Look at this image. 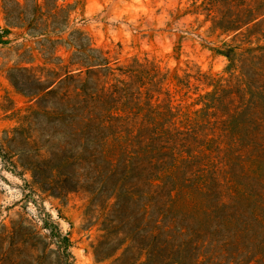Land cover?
<instances>
[{"label":"rangeland","instance_id":"obj_1","mask_svg":"<svg viewBox=\"0 0 264 264\" xmlns=\"http://www.w3.org/2000/svg\"><path fill=\"white\" fill-rule=\"evenodd\" d=\"M0 17V264H61L50 224L66 264H115L127 243L106 258L105 228L144 204L206 264H264V0H0ZM34 77L57 94L30 95ZM80 100L82 133L34 114ZM59 151L82 156L53 197L31 166Z\"/></svg>","mask_w":264,"mask_h":264},{"label":"trees","instance_id":"obj_2","mask_svg":"<svg viewBox=\"0 0 264 264\" xmlns=\"http://www.w3.org/2000/svg\"><path fill=\"white\" fill-rule=\"evenodd\" d=\"M92 57L97 59L94 56ZM94 66H96V64L85 62L84 65H81V67L85 69L84 71L80 70L74 74L70 72L66 74L64 82H76V85H74L72 89L73 100L77 101L81 97V94L77 92V89H83L85 84H87L91 78L94 80L96 79L97 71H94ZM82 75L84 76L82 77ZM31 80V82L36 85V90L35 92H31L30 95L42 93V98H49L57 94V89L55 88L56 81L45 85V83L40 82L38 78L34 77V79ZM12 83L19 92L23 94L26 93L24 90L18 89L14 81H12ZM82 102L83 100H80V103H68L59 111L56 109L52 111L46 106L39 105V110L34 112V114L36 116L44 115L48 118H62L65 116L82 118V120H86L87 123L73 121L72 123H68V127L71 129V134L82 133L89 127V122H93L89 116L95 115V112H97L96 106H92L91 109L89 106L81 105ZM94 125H97L95 121ZM48 156V159L37 162L31 166L33 171V183L38 185L42 191L48 192L51 196L60 197L72 189L66 188L62 185L59 186L58 181H51L52 178H66L71 172L64 173V169L72 164L71 161L79 159L82 155L78 154L69 156L64 151H59V153L55 154L50 153ZM124 170L127 173V168ZM112 193L113 195L118 196L120 191L118 188H114ZM131 194L133 195L135 193L131 192ZM113 206H116V204H113ZM148 208L149 207L146 204L138 208L134 216L131 217V225L128 228H125L123 232H120V234L118 233L120 237L116 236L111 240L108 234L111 233L110 230L118 229L123 222H116L117 224L115 226L105 228L107 229V236L105 235L103 241L99 242V246L105 244L111 248L110 253L105 256L106 258L114 255L124 244L127 243L121 256L116 259L115 264H187L188 262H190L189 264H206L207 259L206 256H204L206 254H193L196 250L192 252L188 247V243L196 238L193 234L183 235L182 232H177L176 229H178V227L175 220L166 223L160 218L153 219L147 217ZM50 236L54 239V253L57 256L58 261L61 264H66L71 257L69 252L71 247L70 239L62 234L56 224H50ZM175 242H178V244H175ZM195 243L197 245V242ZM200 257L205 258H203V261H200Z\"/></svg>","mask_w":264,"mask_h":264},{"label":"crops","instance_id":"obj_3","mask_svg":"<svg viewBox=\"0 0 264 264\" xmlns=\"http://www.w3.org/2000/svg\"><path fill=\"white\" fill-rule=\"evenodd\" d=\"M2 25H3V20H2V18L0 17V27H2Z\"/></svg>","mask_w":264,"mask_h":264}]
</instances>
